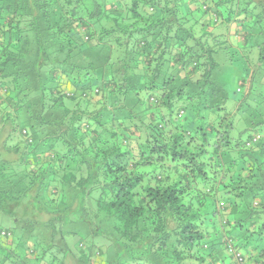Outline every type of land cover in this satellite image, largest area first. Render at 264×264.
<instances>
[{
    "label": "trees",
    "instance_id": "1",
    "mask_svg": "<svg viewBox=\"0 0 264 264\" xmlns=\"http://www.w3.org/2000/svg\"><path fill=\"white\" fill-rule=\"evenodd\" d=\"M242 47L261 93L264 0H0V264H264V98L213 81Z\"/></svg>",
    "mask_w": 264,
    "mask_h": 264
},
{
    "label": "rangeland",
    "instance_id": "2",
    "mask_svg": "<svg viewBox=\"0 0 264 264\" xmlns=\"http://www.w3.org/2000/svg\"><path fill=\"white\" fill-rule=\"evenodd\" d=\"M232 30H233V28H232ZM232 30H231V32H232ZM233 39H234V37L232 35L231 40H233ZM235 49H237V48H235ZM238 52H239V54L236 57L232 56L235 59V60L233 59V61H230V58H228V56L223 51H218L214 55V59L218 62L219 67H217V69L213 73V81L215 84L223 86V88L230 94V99L227 103V107L231 106V104H232L231 100L240 99L242 97V95H245L246 91L243 88H242L243 90H241V92H236V90L238 89V87H240V83L243 80L242 78L245 76V72L249 68V64L251 65V67L257 65L256 61L258 59V55H257L258 52H257V49L255 47L253 49L242 47L239 49ZM256 69H258V68L255 67V70ZM245 96H246L249 104L251 106H254L255 101L257 99L264 98V90L261 93H259V92L257 93L256 91H254L253 94H250L249 96H247V95H245ZM245 113L246 112L241 114V116H238L239 120L237 121V124L241 125L242 123H244L243 128H247V129H245L244 132L248 133V132H251V130H250L251 127H249L247 124H245L246 120H244V119L249 117ZM244 114H245V117H243ZM247 120H251V119L248 118ZM242 126H243V124H242ZM234 135L235 136L238 135V132H236V129L234 131ZM230 201H231V199H230ZM243 209L245 210L244 206H243ZM248 214H249V212H248ZM259 216H261V215L249 214V217L246 219L247 221L244 225L247 227L249 224V221H251V220L252 221L258 220L259 221V219H260ZM260 220H261L260 223L262 225H264V221L262 219H260ZM15 225H16V221L13 217H11L9 215H5V214H0V231L6 230V229H13V228H15ZM251 240H253V237H251ZM234 244L236 246H238L241 249V251L243 252L244 248L241 247L239 242H236L234 240ZM225 264H234V263L229 262V260L227 259ZM244 264H251V262L246 261V262H244Z\"/></svg>",
    "mask_w": 264,
    "mask_h": 264
},
{
    "label": "crops",
    "instance_id": "3",
    "mask_svg": "<svg viewBox=\"0 0 264 264\" xmlns=\"http://www.w3.org/2000/svg\"><path fill=\"white\" fill-rule=\"evenodd\" d=\"M188 5H189V7H190L191 10H194L195 5H194L193 3L190 2V3H188ZM232 28H233V30H232ZM231 30H232V32H231ZM234 30H235L234 25H231V26L228 28V30L224 32L225 34H228L229 41H230L232 44H236V43H238V42L241 41V39H240L237 35L234 34ZM232 35H233V37H234L233 40H231V36H232ZM261 82H264V77H263V79H262Z\"/></svg>",
    "mask_w": 264,
    "mask_h": 264
},
{
    "label": "built area",
    "instance_id": "4",
    "mask_svg": "<svg viewBox=\"0 0 264 264\" xmlns=\"http://www.w3.org/2000/svg\"><path fill=\"white\" fill-rule=\"evenodd\" d=\"M22 132H23V133H26V130H23ZM227 251H228L229 253H231L232 255H234V257H235L240 263L242 262L243 257L240 255L239 252H237V251L233 248L232 245H230V244L227 245Z\"/></svg>",
    "mask_w": 264,
    "mask_h": 264
},
{
    "label": "clouds",
    "instance_id": "5",
    "mask_svg": "<svg viewBox=\"0 0 264 264\" xmlns=\"http://www.w3.org/2000/svg\"><path fill=\"white\" fill-rule=\"evenodd\" d=\"M241 85H242V81H241V83H240V87H241ZM23 130H26V129H23ZM23 130H22V131H23ZM24 134H26V133H24Z\"/></svg>",
    "mask_w": 264,
    "mask_h": 264
}]
</instances>
